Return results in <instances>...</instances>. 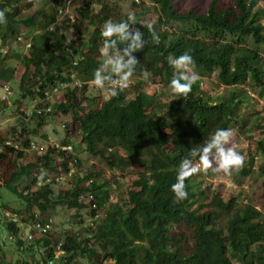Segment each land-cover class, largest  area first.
Instances as JSON below:
<instances>
[{"label": "trees", "instance_id": "trees-1", "mask_svg": "<svg viewBox=\"0 0 264 264\" xmlns=\"http://www.w3.org/2000/svg\"><path fill=\"white\" fill-rule=\"evenodd\" d=\"M71 1L0 0V10H8L7 24L0 25V79L11 81L20 67L19 99L37 100L34 109H41L28 117L23 111L19 115L21 126L9 135L19 148L4 145L8 136L0 134V185L16 194L21 205L11 212L17 220L8 215L0 222V253L8 245L20 253L10 264H234L233 259L264 264V215L255 205L239 204L241 194L223 200L210 186L201 189L200 174L186 181L187 199L178 200L171 190L181 160L193 147L217 128H232L233 119L240 126L247 123L248 117L236 110L249 96L237 87L253 83L264 89V8L254 9L258 0H201L186 9L179 0H150L154 11L149 12L143 8L145 0H130L138 22L133 27L148 42L133 54L140 62L134 75L147 70L157 82L169 84L174 69L168 57L188 52L200 79L216 73L220 84L233 88L212 102L199 79L187 97L174 94L163 101L134 86V97L129 88L98 102L88 86L102 62V26L109 19L127 20L130 12L123 19L115 15V0H80L71 12ZM147 14L151 20L143 21ZM68 29L73 39L66 43ZM26 36L28 48L21 43L12 47ZM53 96L58 100L51 104ZM58 114H71L72 129L65 123L59 147L48 143L44 152H32L29 159L25 150L30 134H38L39 127ZM255 119L253 124L262 129V116ZM248 131L241 133L253 138ZM68 145L70 151L60 149ZM80 145L111 167L143 168L121 204L108 202L107 181L94 180L97 172L67 174L81 163L76 153ZM256 146L257 168L249 156L239 170L258 175L264 190V139H257ZM65 180L74 183L55 194L52 186ZM86 193L92 196L88 204L79 200ZM55 205L78 212L88 208L91 221L79 232L58 236L52 235L53 219L49 230L34 228L51 218L48 212Z\"/></svg>", "mask_w": 264, "mask_h": 264}, {"label": "rangeland", "instance_id": "rangeland-1", "mask_svg": "<svg viewBox=\"0 0 264 264\" xmlns=\"http://www.w3.org/2000/svg\"><path fill=\"white\" fill-rule=\"evenodd\" d=\"M145 1L146 5L143 8L149 7L146 8L150 10L149 12L154 11L151 1ZM200 1L201 0H179L181 7L185 9L189 8L192 3L195 4ZM202 1L207 2L210 0ZM221 1L229 2V0ZM71 3V5L67 6V10L71 12H73L74 9L73 5L78 6L81 4L80 0H72ZM113 5L115 6V11L113 13L117 16H121L122 19L123 16H125L127 13H132L134 11L132 2H130V0H115V3ZM258 7L264 8V0H258L257 4L254 6V9ZM35 8L37 7L34 6L33 9L31 8V10L29 11L32 12ZM149 16L150 15L147 14L145 16H142L141 19L143 21H150L151 16ZM260 21L262 24H264V15L261 16ZM82 28L86 29L85 22L83 23ZM22 34L28 35L26 34L25 30L22 31ZM72 35L73 34L71 29L65 31L66 43H69L73 39ZM88 35L89 31H85V35H83L85 40L88 39ZM26 39L27 36L24 38L20 37V40H17L18 42H12L11 45L13 47L14 45L17 46L18 43L23 44V41ZM5 49H7V47ZM19 64H21V62ZM21 73L22 69L18 67L15 70V77L13 76V79L9 81L12 93L9 95L8 99H5V101L0 100V134H2L4 137L8 136V138H10L9 135H12V130H19V127L21 125L18 117L22 113V111L25 110L30 113L35 104L34 100H30V97L19 99L17 80H19V76L21 75ZM132 80L133 82L129 87L130 89H132V91H130L129 96L134 97L135 86L138 87L140 91H146L150 94H157V97L162 99L163 101L174 97V94L169 88V84H162L159 82V80L157 82L152 75H150L147 80L144 79L142 75H134ZM200 81L202 90L208 92L212 96V102H215L218 99V96L221 94H230L233 88L220 84L216 73L204 74ZM88 87L89 94L97 96L98 102H100V100L103 101L110 96L106 89H99L92 85H89ZM237 88L240 90H244L249 96V100L242 101L239 108H237L236 110V112L240 115L248 117V121L242 126H240V122L235 123L236 120L234 119L233 122L230 123L232 129L235 131L234 143L237 145V150L245 156V160L249 159V156L254 157V167L257 168L260 162V156L258 155L256 140L259 138L264 139V127L260 129V127L254 125L253 123L256 122L255 118L260 116H262V121L264 122V89L262 91L261 88L257 87L253 83L242 84ZM1 93L2 91L0 90V96ZM50 99V103L53 104L57 102L58 97L56 98L53 96ZM14 100L19 104H16ZM32 122L33 121L30 120L28 121V124L30 125ZM65 123L67 124V126H69V129H72L73 118L71 114H58L54 117H49L48 120L39 127L38 134H30L31 138L29 141V145H40L45 149L48 143L54 145L58 144L57 142L60 138H62L67 130V126L65 127ZM248 129L249 131L247 132V134L252 135L253 138L248 137L245 133H241V131L244 130L245 132ZM72 135L77 136L78 132H73ZM80 146L82 148H78L76 153L80 158L81 163L77 166H74V168H71L72 170L70 169L67 174H72L73 172L79 174H87L88 171L97 172L94 180L102 181V179H105L107 181V187L109 189L108 202H116L118 204H121L122 200L126 198L127 193L125 192H127V190L130 188V184H132V181L138 178V175L143 170V168L118 169L115 167H111L110 165L106 164L100 156L90 154L86 151L83 145ZM25 151L26 154L29 155V159L32 157V152H35L32 148L31 150H28L27 148ZM29 159L25 158V160L27 161H29ZM199 178L201 180V189L204 190L206 186H210L211 190L218 191L220 193L223 200H229L231 197L237 196V194H241L238 197L239 204L251 203L255 205V207L264 215V190L261 186V178H259L258 175H243L240 170H233L231 175H225L223 173H217L213 170H209V172H207L206 174L201 173L199 175ZM73 183L74 181H59V183H55L52 188L54 190V193L57 194V192H60L61 188L71 187V184ZM38 186L39 185L35 187ZM90 195H87V193L82 194L80 195L79 200L85 201V204H88L91 200ZM17 203H19V198L17 197V195L0 185V222L2 221V219H6L8 217V214H11V212H16L17 210H19L21 205H18ZM91 208L94 207L91 205ZM48 214L53 219L54 224L52 235L57 236L62 235V233L65 231L79 232L80 228L83 227V225L87 224L88 221H91V219L89 218L90 216L88 215V208L80 209V211L78 212L76 209L70 208L67 205H55L49 210ZM0 228L2 227L0 226ZM27 232L28 231H23V234L25 235L27 234ZM183 233L186 234L184 230ZM190 246L191 241L189 240L187 242V247ZM19 257H21L20 253L17 250L15 251L14 247L10 248L9 245L4 247L2 254L0 253L1 264H10ZM26 257L28 258L29 256ZM233 262L234 264H239L238 260L236 259H233Z\"/></svg>", "mask_w": 264, "mask_h": 264}, {"label": "clouds", "instance_id": "clouds-1", "mask_svg": "<svg viewBox=\"0 0 264 264\" xmlns=\"http://www.w3.org/2000/svg\"><path fill=\"white\" fill-rule=\"evenodd\" d=\"M7 9L0 10V25L7 24ZM138 22L134 14H129L127 20L114 22L105 21L101 29L104 38L100 47L102 62L89 81V84L99 89H106L111 96L128 89L133 76L140 66L139 60L133 55L141 51L148 42L144 33L134 28ZM153 40L159 42V36L152 31ZM168 63L174 69L169 88L175 95L187 97L200 76L195 70L196 64L188 52L168 57ZM145 70L144 79L150 77ZM235 131L232 128H217L202 144L189 151V157L181 160L176 174V182L171 190L178 200L188 198L186 181L193 176L213 170L217 173L231 175L233 170H239L245 165V156L237 150L234 143Z\"/></svg>", "mask_w": 264, "mask_h": 264}, {"label": "built area", "instance_id": "built-area-1", "mask_svg": "<svg viewBox=\"0 0 264 264\" xmlns=\"http://www.w3.org/2000/svg\"><path fill=\"white\" fill-rule=\"evenodd\" d=\"M18 40H20V37H18ZM29 45H30V42L28 40H24L23 41V48L26 49V48H28ZM2 52H5V50H2ZM75 85H77L76 82L75 83H71L70 87H73ZM0 90L2 91L1 96H0V100L1 101H5V99H8L9 95L12 93V89H11L10 83L8 81H4L2 79H0ZM55 91H56V88L52 89V92H55ZM34 102L37 103V100H34ZM45 109H46L45 111H49L50 110V108H45ZM32 110H34L37 113L41 112L40 108H35V109L33 108ZM23 112L25 113V115L27 117L29 115H32V111H30V113H29V112L23 110ZM28 120H29V118H28ZM4 145H6L8 147L19 148L18 141H14L12 138H7L4 141ZM56 146L59 147V144H56ZM2 148L3 147L0 146V151L2 150ZM31 148L37 153H41V150H42V152H44V148L41 147L40 145L39 146L38 145H35V146L29 145L28 146V150H31ZM60 149L63 150V151H70L71 150V146L70 145L61 146ZM0 182H1V179H0ZM90 197L92 199V196H90ZM92 206L95 207V204L93 203ZM8 215H10L11 219L14 220V221L18 219L15 214H8ZM97 217H98V213L95 215L94 219H96ZM51 222H52V218H48L47 222H44V225L41 226V222L38 221L37 224H34L35 225L34 228L40 229L41 231L49 230Z\"/></svg>", "mask_w": 264, "mask_h": 264}]
</instances>
